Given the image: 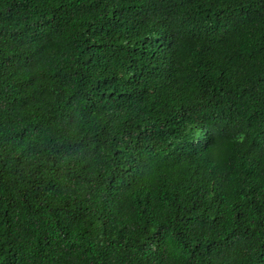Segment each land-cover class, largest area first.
<instances>
[{
  "label": "trees",
  "instance_id": "16d2710c",
  "mask_svg": "<svg viewBox=\"0 0 264 264\" xmlns=\"http://www.w3.org/2000/svg\"><path fill=\"white\" fill-rule=\"evenodd\" d=\"M0 264H264V0H0Z\"/></svg>",
  "mask_w": 264,
  "mask_h": 264
},
{
  "label": "snow or ice",
  "instance_id": "6c2138e0",
  "mask_svg": "<svg viewBox=\"0 0 264 264\" xmlns=\"http://www.w3.org/2000/svg\"><path fill=\"white\" fill-rule=\"evenodd\" d=\"M218 133V130H209L207 133H206V135H212V136H214V135H216Z\"/></svg>",
  "mask_w": 264,
  "mask_h": 264
}]
</instances>
